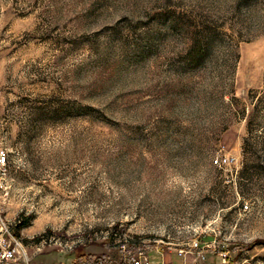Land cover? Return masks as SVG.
I'll use <instances>...</instances> for the list:
<instances>
[{
  "label": "rangeland",
  "instance_id": "374dc122",
  "mask_svg": "<svg viewBox=\"0 0 264 264\" xmlns=\"http://www.w3.org/2000/svg\"><path fill=\"white\" fill-rule=\"evenodd\" d=\"M0 131L29 264H264V0H0Z\"/></svg>",
  "mask_w": 264,
  "mask_h": 264
},
{
  "label": "built area",
  "instance_id": "2783aa9c",
  "mask_svg": "<svg viewBox=\"0 0 264 264\" xmlns=\"http://www.w3.org/2000/svg\"><path fill=\"white\" fill-rule=\"evenodd\" d=\"M3 140V136L0 131V144ZM8 163V154L5 149L0 146V176L3 177L6 174ZM217 164L218 161H215ZM1 188V186H0ZM222 263L226 264L228 259L227 255L222 254ZM0 264H29L26 258L25 251L13 232L9 230L5 222L0 219ZM124 264H153L147 258L140 254H129L124 259ZM195 264H201L200 262Z\"/></svg>",
  "mask_w": 264,
  "mask_h": 264
},
{
  "label": "crops",
  "instance_id": "0c3cea01",
  "mask_svg": "<svg viewBox=\"0 0 264 264\" xmlns=\"http://www.w3.org/2000/svg\"><path fill=\"white\" fill-rule=\"evenodd\" d=\"M188 255V256H186ZM183 257L176 258L175 256H166L162 255L161 260H158L156 263L158 264H195L200 262L201 264H220V260L217 258L216 260H208L207 262H201L202 254L201 252H192L190 254H186Z\"/></svg>",
  "mask_w": 264,
  "mask_h": 264
},
{
  "label": "trees",
  "instance_id": "16d2710c",
  "mask_svg": "<svg viewBox=\"0 0 264 264\" xmlns=\"http://www.w3.org/2000/svg\"><path fill=\"white\" fill-rule=\"evenodd\" d=\"M198 48H199V47H198ZM198 48H194V50H195V55L201 57L202 54H200L201 52H200V50H199ZM25 226H27V220H22V222H19V224H18L16 227H17V229L19 230V229H21V228H23V227H25Z\"/></svg>",
  "mask_w": 264,
  "mask_h": 264
}]
</instances>
